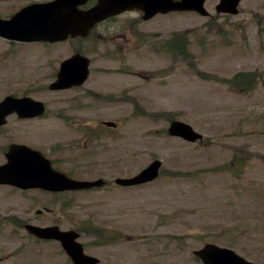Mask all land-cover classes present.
<instances>
[{"label":"rangeland","instance_id":"obj_1","mask_svg":"<svg viewBox=\"0 0 264 264\" xmlns=\"http://www.w3.org/2000/svg\"><path fill=\"white\" fill-rule=\"evenodd\" d=\"M205 21L193 14L157 15L142 23V50L129 47L95 61L99 69L92 68L86 86L94 84L121 101L105 105L91 100L90 108L77 111L85 100L74 102L72 93L62 98L42 93L38 97L48 103L46 117L16 123V135L26 129L25 139L33 146L51 144L59 150L77 136L72 125L78 113L85 117L80 121L91 124L101 119L121 123L117 134L125 138H98L90 157L78 160V170L86 172L81 178L103 177L106 187L80 192L77 206L64 211L61 201L54 203L51 212L43 207L55 197L30 191L33 220L62 223L63 228L70 221H89L93 228L100 225L97 233L114 232L121 240L117 245L96 244L94 239L86 247L101 258L99 264H202L193 251L206 242L264 264V84L238 93L224 82L201 77L202 71L228 79L238 71L255 70L264 79V0H244L237 16L208 28ZM172 34L184 37L178 53L165 48ZM9 86L38 89L36 84ZM60 109L63 114H55ZM171 119L189 123L202 139L189 143L169 136ZM75 144L79 149L55 152L64 167H71L67 157L83 151L86 141ZM238 155L245 157L239 160ZM154 158L163 163L156 180L115 187L114 178L133 175ZM233 158L245 167L230 165ZM1 190L0 215L12 218L22 208L19 195L14 200ZM37 209L43 212L37 215ZM90 239L83 237L84 243ZM31 264H64V256L36 250Z\"/></svg>","mask_w":264,"mask_h":264},{"label":"flooded vegetation","instance_id":"obj_2","mask_svg":"<svg viewBox=\"0 0 264 264\" xmlns=\"http://www.w3.org/2000/svg\"><path fill=\"white\" fill-rule=\"evenodd\" d=\"M126 1L129 0H0V104H2L0 108V179H12L11 182H0V189L5 192L7 190V196L14 200H17V195H19L21 202L19 206L22 207L12 218L0 215V264H31L33 251H41V249H48L50 253L54 251L55 254L63 255L64 264H74L73 258L66 252L62 244L61 238L37 236L33 232V226H57L60 228V232H74L77 234L76 240H79L83 244L84 251L90 254L86 251V244L94 241L95 232L94 229L82 228L88 223L70 221L69 227L63 228L62 223H41L29 216L32 205L30 191L53 195L55 197V200H52L53 203L43 207L46 212H51L54 203L57 204L59 201L62 202L63 211L69 209L70 206H77L74 202L80 194V190L39 189L25 186L28 177L31 176L34 161L28 148L40 151L49 159L51 167L56 172L73 179H84L80 176L85 175L86 172L78 170L80 167L78 160L90 157L92 151L89 149L95 147L98 138H107L109 141L116 140L119 135L115 129L119 127V124L115 126V129L104 124H91L88 121H80L85 117L82 113H78L77 123L72 125V128L78 131L77 136L71 137L68 143H65L59 150L56 145L51 144L47 148L33 146L25 139L28 134L26 129L21 130L24 135H16V123L21 124L33 119L42 120L46 117L48 103L38 97L42 93H56L61 98L67 93H72L70 99L74 102L85 100L83 104L79 105L77 111L86 107L90 108L87 103L91 100L101 101L105 105L111 103L112 100H121L119 95L98 90L94 84H88V86L86 84L90 83L92 68L95 69L94 72L99 69L95 67V61L105 58L112 51L124 53L129 47L142 50V23L146 21L144 19L146 13L141 9L125 10L113 14L107 12L105 17L91 24L90 27H87L86 22H80L76 18L80 11H86L100 3H104L110 8H117L116 5ZM51 2H57V10H59L58 14L52 12L51 18L62 19L61 22L55 23V26L60 27L54 32L57 37L28 39L21 35L18 29L20 25L24 24L22 19L27 15H18L24 13L22 11L26 6ZM242 3L243 1L238 3L237 12L234 14L231 12L235 9L233 0H204L203 6L207 12L202 17L206 19L205 23L212 24L219 19L237 16ZM173 13L200 15L195 11H175ZM157 15L159 14H154L149 20ZM48 24L52 27L53 20ZM79 55L89 58V72L86 80L78 84L75 82V77H68L66 81H71L73 85L51 90L52 83L57 81L58 84H61L65 81L64 78L60 79V69L64 60ZM11 84H36L38 89L27 88V86L11 88L9 86ZM1 87L4 89L2 90ZM30 97L44 102L45 113L42 116L27 115L34 110L33 103L29 100L21 103L18 108L16 107V98ZM5 99H7L6 103L3 102ZM64 110L60 109L55 114H63ZM119 137L120 139L125 138V135ZM81 138L86 141L85 145H81L83 151L78 152L75 157H67V160L71 162V167H64L57 158V154L63 150L79 149V145L75 143H78ZM56 151H58L57 154ZM5 164H9L8 167L2 168ZM44 169L47 170V167ZM47 174L55 176L54 172H47ZM97 178L103 179V177ZM2 194L6 193L2 192ZM35 212L38 215L43 211L37 209ZM89 234H92L90 241L84 243V235ZM109 239L110 236H107L106 240ZM114 240L121 241L118 238H114Z\"/></svg>","mask_w":264,"mask_h":264},{"label":"water","instance_id":"obj_3","mask_svg":"<svg viewBox=\"0 0 264 264\" xmlns=\"http://www.w3.org/2000/svg\"><path fill=\"white\" fill-rule=\"evenodd\" d=\"M185 2L189 3L192 2V4L197 6V9H200L202 0H185ZM172 4V3H171ZM162 5V4H160ZM173 5V4H172ZM167 6V5H166ZM171 7H164L161 9V11H168ZM174 9H182L186 8L185 5H181L179 7H173ZM172 8V9H173ZM42 107L38 108V112ZM36 114V113H33ZM169 132L172 135H179L187 140L194 141L201 137L199 133L193 130V128L181 121H172L169 127ZM37 163V162H36ZM160 166V161L156 160L153 161L148 167H146L144 170H142L138 175L129 178V179H116V182L122 183V184H134V183H140L147 180L152 179L156 176L158 168ZM42 170L37 169V167L33 168L31 171V177L27 179V185L31 187L40 186V187H47V182H53L58 181L61 182V184H64V187H90L94 184H98L101 181L97 182H85V181H76L68 178H63V181L60 178H48L41 175ZM48 188V187H47ZM33 231L40 235V236H46V237H59L61 238L65 244L68 246L72 242V236L69 234H65L62 232H58L57 229L53 227L48 228H38L33 227ZM76 245L73 247L68 246V251L71 254V256L74 258L75 262L79 264H88L93 263L96 261L95 258H92L91 256L84 255L82 253V248L79 244L75 243ZM195 254L198 255L202 261L205 264H252L251 262L246 261L244 258L240 257L236 253H234L232 250L219 247L215 244L207 243L204 245L203 248L195 251Z\"/></svg>","mask_w":264,"mask_h":264},{"label":"trees","instance_id":"obj_4","mask_svg":"<svg viewBox=\"0 0 264 264\" xmlns=\"http://www.w3.org/2000/svg\"><path fill=\"white\" fill-rule=\"evenodd\" d=\"M256 76V72H238L232 78L225 80V82L228 86L244 92L253 86Z\"/></svg>","mask_w":264,"mask_h":264}]
</instances>
